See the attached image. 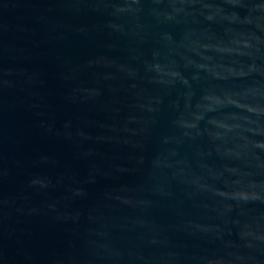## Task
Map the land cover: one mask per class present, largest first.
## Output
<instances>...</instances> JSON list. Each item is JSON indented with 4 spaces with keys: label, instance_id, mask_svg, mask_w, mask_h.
Returning <instances> with one entry per match:
<instances>
[{
    "label": "water",
    "instance_id": "95a60500",
    "mask_svg": "<svg viewBox=\"0 0 264 264\" xmlns=\"http://www.w3.org/2000/svg\"><path fill=\"white\" fill-rule=\"evenodd\" d=\"M0 264H264V0H0Z\"/></svg>",
    "mask_w": 264,
    "mask_h": 264
}]
</instances>
